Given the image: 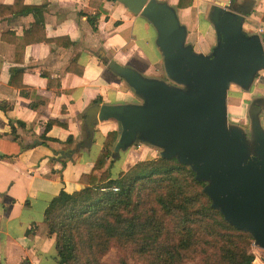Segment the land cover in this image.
Segmentation results:
<instances>
[{
    "label": "crops",
    "instance_id": "crops-1",
    "mask_svg": "<svg viewBox=\"0 0 264 264\" xmlns=\"http://www.w3.org/2000/svg\"><path fill=\"white\" fill-rule=\"evenodd\" d=\"M157 1L175 9L186 29L185 44L196 54L208 56L216 46L208 21L215 5L233 1L250 10L243 26L247 35L264 30V0H193L183 10L178 0ZM110 63L149 79L163 74L155 30L122 4L0 0V264H58L44 213L60 193L90 186L107 135L117 133L115 122L99 123L91 146L82 149L85 113L93 105L138 103ZM263 72L251 89L264 80ZM228 101L229 91L227 109ZM147 149L131 147L103 171L118 180L135 165L154 160ZM253 264H264V258L255 256Z\"/></svg>",
    "mask_w": 264,
    "mask_h": 264
},
{
    "label": "water",
    "instance_id": "water-1",
    "mask_svg": "<svg viewBox=\"0 0 264 264\" xmlns=\"http://www.w3.org/2000/svg\"><path fill=\"white\" fill-rule=\"evenodd\" d=\"M113 1L155 30L167 83L110 63L111 72L138 103L90 107L81 148L89 149L99 123L115 122L112 161L131 147L144 145L159 150L162 159L188 166L196 180L205 183L203 192L212 209L230 226L249 234L253 247L264 252L262 100H254L248 110L249 135L228 123L226 109L229 88L248 93L264 71V35L243 31L250 10L236 8L233 1L213 6L208 21L216 46L204 56L185 44L186 29L174 8L157 0Z\"/></svg>",
    "mask_w": 264,
    "mask_h": 264
},
{
    "label": "trees",
    "instance_id": "trees-1",
    "mask_svg": "<svg viewBox=\"0 0 264 264\" xmlns=\"http://www.w3.org/2000/svg\"><path fill=\"white\" fill-rule=\"evenodd\" d=\"M192 4L178 0L177 8ZM116 137V132L107 135L90 186L60 193L44 213L48 233L55 236L58 264H103L113 247L122 255L131 250L147 257L149 264H253L251 236L212 209L205 183L188 166L158 158L111 180L109 169L103 170L113 164Z\"/></svg>",
    "mask_w": 264,
    "mask_h": 264
},
{
    "label": "rangeland",
    "instance_id": "rangeland-1",
    "mask_svg": "<svg viewBox=\"0 0 264 264\" xmlns=\"http://www.w3.org/2000/svg\"><path fill=\"white\" fill-rule=\"evenodd\" d=\"M163 74L160 76L158 80H165L164 70L162 71ZM261 74V73H260ZM264 75V72L262 73ZM260 76V75H259ZM167 83V81H166ZM170 85V84H169ZM173 86V85H171ZM175 87V86H173ZM250 93L242 92L238 87L231 86L229 90V110L228 114V123L233 126H237L242 128L247 135H249L250 130V120L248 118V110L250 108L251 103L254 100L260 99L262 100V112L260 115V121L262 128L264 129V80L259 81L256 83L254 89H250ZM144 146V145H142ZM147 147V146H146ZM148 152L150 155H153L154 159H158L160 151L147 147ZM146 150V149H145ZM115 163V162H114ZM252 251L255 256L264 258V252L260 251L253 247L252 244ZM89 261H91V257H88ZM83 261V260H82ZM150 260L147 257H139L137 255H132L131 250H128L125 254H120L116 247H113L111 251L103 258V264H149ZM198 262V261H197ZM195 264V263H192Z\"/></svg>",
    "mask_w": 264,
    "mask_h": 264
},
{
    "label": "built area",
    "instance_id": "built-area-1",
    "mask_svg": "<svg viewBox=\"0 0 264 264\" xmlns=\"http://www.w3.org/2000/svg\"><path fill=\"white\" fill-rule=\"evenodd\" d=\"M259 35H262V34H264V30H262V29H258V32H257ZM116 191V190H115Z\"/></svg>",
    "mask_w": 264,
    "mask_h": 264
}]
</instances>
